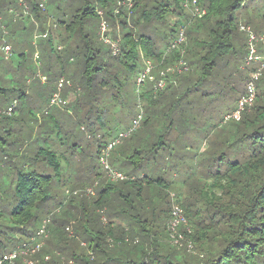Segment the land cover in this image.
<instances>
[{"label":"trees","instance_id":"trees-1","mask_svg":"<svg viewBox=\"0 0 264 264\" xmlns=\"http://www.w3.org/2000/svg\"><path fill=\"white\" fill-rule=\"evenodd\" d=\"M3 1L2 8L6 4L20 7L19 12L9 10L15 22L22 19L20 15H24L23 9L27 7L28 16L42 23L40 32L44 31L39 34L45 40L53 28L63 30L61 35L66 34L68 41L64 55L83 65L82 71L74 73L73 77H84L85 85L81 87L84 98L87 99L86 92L92 88L101 92L115 88L119 95L121 89L129 86L128 76L136 73L134 89L138 94L134 103L138 109H152V115L142 119L144 124L150 122L154 126L137 138L135 129L110 151V155L113 151L110 158L114 161L109 162L110 166L127 179L114 183L107 178L100 181L90 200L83 197L77 205L70 201L65 212L60 217L51 216L50 221L52 210L63 208L57 200L63 184L61 162L67 161L68 149L70 155L83 151L78 137L80 131L72 135L64 130L57 111L50 113V108L55 107L49 106L50 98L46 109L33 113V120L29 116L16 118L14 112L19 99L26 95L25 90H17V97L11 100L10 116L5 113L10 104L3 110L0 108V165L7 182L10 181L9 200L0 195V256L28 243L41 223L49 218L44 246L57 248L73 264H264V88L260 87L255 103L238 120L225 119L230 114L224 115L206 138L197 141L191 138L200 132L195 125L193 107L187 110L178 105L186 98L198 110V94L209 83L221 81L225 88L233 89L227 79L230 76L227 68L232 61L238 68L245 62L246 34L239 29L242 24L239 15L247 1L198 0L205 14L193 18L189 7L184 6L188 0H133L129 9L120 3L123 0H71L77 7L69 9L68 13L57 7L53 16L56 22L49 29H46L48 16L44 0ZM170 16H176V20L169 25ZM101 17L108 27H114V35L119 27V54L116 56L110 54V49L102 52V47L108 45L99 40L97 33ZM260 18L264 35V14ZM93 20L96 21L95 38L90 28ZM245 20V24L250 23L248 18ZM180 29H184L187 38L183 54L169 50ZM113 38L110 39L115 40ZM46 45L51 54L62 53V49L56 51L52 47L51 37L50 45ZM19 57L23 58L24 53ZM180 60L184 66L179 65L181 71L166 73V87L161 92L156 93L151 82L137 88L138 74L147 61L153 66L152 75L158 78L164 67L173 68ZM184 67L186 70L182 69ZM249 73L242 79L244 84ZM219 74L222 77L216 80ZM186 82L188 85L181 88V83ZM0 92L5 94L2 88ZM117 95H113L111 101L118 99ZM199 120L203 123L202 116ZM32 121L37 123L35 128ZM97 121L99 130L106 132L95 138V156H88L91 172L86 179L93 181L102 174L101 170L104 173L98 159L100 147L118 135V131L109 132L100 116ZM160 121L162 124L157 126ZM37 127L42 128L43 133L50 132V137L46 135L41 145L37 139L42 130H36ZM67 137L72 139L70 143L65 141ZM151 163L162 167L164 174L167 171L179 174V179L166 181L145 173L131 179L137 167L143 165L144 171ZM127 166L133 167L130 173H124ZM179 180V184L188 188L184 195L188 200L184 204L186 217L194 231L195 242L203 252L201 260L190 259L178 254L175 248L158 244L169 217V207H162L166 194L161 195L158 189L167 190ZM103 209L109 221L105 226L101 223ZM68 227L74 237L63 238ZM63 239L64 242H59ZM81 241L85 247L80 246ZM145 258H149L148 263L144 262ZM51 263L56 264L52 260Z\"/></svg>","mask_w":264,"mask_h":264},{"label":"rangeland","instance_id":"rangeland-1","mask_svg":"<svg viewBox=\"0 0 264 264\" xmlns=\"http://www.w3.org/2000/svg\"><path fill=\"white\" fill-rule=\"evenodd\" d=\"M10 1L12 3V0H8L7 2ZM246 1H247V6L245 7V9L241 11L239 15V22L242 23V25L248 26L251 29V31L263 35V33L261 32L262 20L260 18V15L264 14V0H246ZM44 2H45L44 6H46L45 8L46 14L48 16L46 29L47 28L49 29L51 25L53 26V22L54 23L56 22V19H54L53 16L57 10V7L60 6V8L61 9L63 8V11H65L66 13H68L69 9L77 7V3L71 0H44ZM3 3L4 1L0 0V88L5 90V94L0 92V108L3 110L9 104L12 105L11 100L17 97V95H15L16 91L19 89H23L25 90L26 95L23 98L19 99V104L15 109L14 115L16 118L21 117V119L22 118L26 119L29 116V118L32 119L33 113L35 114L37 112H41L43 109H46L48 107V100L53 90H55L57 80L63 77L64 79L68 80L70 83V85H66L61 91V97L67 101V105L65 107H58V108L52 107L50 108V113H54L55 111H57V113L59 114L57 115V117L61 119L60 123H63L64 130H66L68 133L74 135V134H79L80 131L79 134L80 136L78 137L81 138L79 140V143H81V147L83 148V151L81 152V154L75 153L73 155H70L71 152L70 149H68L67 161L61 162L63 166L61 172V174L63 175L62 176L63 184L61 183L59 187L57 200L58 202L62 203L60 206L63 208L59 209L58 207H55L52 210L53 212L50 215V221H51V216L57 215L60 217L65 212L67 208V204L70 201H72V204L77 205L79 203V200L83 197L90 200L91 197L86 195V189H93L95 193L96 188L98 187L100 181L106 180L105 173L102 172L101 168H100L101 170L100 172L102 174L98 178L94 179V181L86 179V176L91 172V168H89L90 166H89L88 156L89 155L95 156V147H94L95 138L100 136L101 133L103 134L104 132H106L99 130L98 125L96 124V122H98L97 116H100V120H102L103 123L106 124V126L109 129V132L115 133L118 131L119 134L126 132L129 129L130 125L132 124L131 120L138 113L140 119L139 117H137L138 115L134 119L137 122V127L134 132L137 138V136L144 135L147 130H152V126H154V124L151 125L150 122H148L147 124L143 123L144 119L152 115L150 113L152 109H149L148 107L147 109L142 107L139 109L136 108V105L134 103V98L138 94L137 92L138 90L134 89V81L137 76L135 75L136 73L130 74L128 76L129 86L125 90L124 89L120 90L122 94L120 93L119 95H117L116 94L117 90L115 88L105 89L102 92L99 91L98 88H92L91 91L86 92L87 99L84 98L83 97L84 91L81 88L84 87L85 85L84 84L85 79H83L84 77H81L79 79L73 77L74 73L77 74L78 72L82 71L83 65L80 63L79 60L76 62L73 59L70 60L68 58L69 56L66 57L64 55L67 49L66 46L68 44V41L66 40V37H64L66 36V34L61 35V33H63V30L60 28H56V29L53 28L51 32L49 31L48 37L50 35V37L52 38V47L56 51L57 48L62 49L61 51L62 53L57 52V54H53V53L51 54L50 48L46 45V44L50 45V37L46 40L42 38V36L39 34V33H43L44 31L43 30L42 32H40L41 31L40 29L42 28L40 26L42 23H40V21H34V19L28 16L29 14L27 7L23 9L24 15H20L22 19L18 18L16 19L15 22L13 21L12 16L9 13V10L12 9L19 12L21 11L20 7L18 5L14 7L15 6L14 4L13 5L6 4L4 8H2L1 6ZM23 6H27V4L26 5L23 4ZM42 14H45V12H43ZM246 18L249 19L250 23L245 24ZM175 20H176V16H170L168 20L169 21L168 24L169 25L170 23L173 24L172 22ZM95 23L96 21L93 20L90 26L91 34L92 36H94L93 38H95V33H96ZM2 28H4V30ZM37 28H38V33H37ZM108 29L109 32L107 34V38L110 39L112 36H114L115 38L113 39L119 40L120 38L119 37L120 35L118 36L119 27H117L115 35L112 31L114 29L112 25H109ZM97 33L100 38L101 37L100 25ZM99 40L102 41L101 38ZM186 42H187V38H186ZM4 43L9 45L12 51L11 56L7 60L3 58L1 53V47ZM257 47H258V54L264 57V44L259 42L257 44ZM108 49H109L108 47L107 48L102 47V52L107 53ZM20 53H24L23 58L19 57ZM36 53H38L39 59L37 61H34V55ZM110 54H112V52ZM21 60L22 62H20ZM258 66H259V62H251L247 64L246 62L243 61L241 66L239 67L240 68L239 70L238 65L235 63V61L230 62L227 68L230 76L227 79L228 81H230V86H232L233 89L225 88V86L223 85L224 82L221 81L219 82V84L218 82L214 84L209 83L212 85L208 84L207 87H205L202 90V93L199 92L198 94L197 97V101L199 103L197 105L198 110L195 109L194 104L185 100L186 98L182 99L183 101L180 100L181 102L179 101L180 102L178 104L179 107L181 108L183 107L184 109L186 108L187 110L188 108L193 107L195 111L194 114L195 125L196 127L198 126L199 128L198 130H200V132L197 135L191 136L193 141H197L198 139L201 138H206L209 132L214 127V125L219 123L220 119L224 115L232 113V111L237 106L238 98L244 93L245 90V84L242 80L243 77L248 75L250 70H253ZM167 68H171L173 70L180 69L179 64L177 63L174 64L173 68L171 66H166L163 69H167ZM63 71L64 74L61 75ZM262 75L263 76L256 82V96H258L261 88H264V71L262 72ZM221 77L222 76H220L219 74V76H217V78L215 79L218 80V78L220 79ZM188 82L189 84H191L193 80ZM188 82L184 84L181 83L180 87L185 88L188 85ZM257 85L259 86V89L257 88ZM124 87L125 86H123V88ZM161 91L162 90L156 89V93H159ZM113 95L115 96L117 95V97L119 98L118 99L115 98L114 101H111ZM98 112L100 115L97 114ZM200 116H202L203 119V123L201 124L199 120ZM31 124L33 125L34 128L35 125H37V123L33 121L31 122ZM161 124L162 122L160 121L157 126H160ZM38 129L39 131L42 130L38 135V139H37V142L40 143L39 145H41L46 135L50 137V132L47 131V133H43L44 130L42 128L37 127L36 130ZM35 134H33L31 142L34 141ZM65 141L70 143L72 139H69L67 137ZM108 142H111V140ZM115 151H118V147L115 149ZM112 153L113 151L111 152V155ZM111 155H109L108 157V162L111 163L112 160V163H114L113 159L110 158ZM1 167L2 166L0 165V173H1L0 195H2L5 199L9 200L8 187L10 181L7 182V175L4 174V168ZM132 169H133L132 166L125 167L124 173H130ZM142 173H145L148 177H153V178L162 177L166 181L170 180L176 182L179 179V174L170 173L169 171H167L164 174L162 172V167H158L154 163H151L147 168H144V171H143V165L142 167L140 166L137 167V171L134 173L135 176L132 177L131 179L133 180L138 178L139 176H141ZM179 182L180 180L178 181V183L175 184L173 183V185L167 188V190L166 189L160 190L158 188H153V189L156 190L158 189L159 191H161L160 192L161 195L166 194V202L163 203L162 206L163 208L169 207L168 210L170 212V207L172 203H176L182 209L183 216L187 221L188 229L191 231V233L188 234L185 227L181 228V232H184L186 238L193 243L194 245L193 251L189 253L184 249H181L177 246L175 247L170 242L167 233V223L169 217L165 222L162 236L158 237V239L160 240L158 244H166V246L168 247H171L173 249L175 248L177 249L175 251L178 254H181L182 256L185 255V257H188L190 259L196 257L197 260H201L203 258V252L200 251V249L197 246V243L195 242L194 231L189 226L186 217L187 211L184 204L188 202V200H186L185 197L186 196L185 194L188 192V188L186 185L179 184ZM173 186H175L176 188L175 189L172 188ZM179 188H181V190H179ZM177 189L179 190V193ZM66 190H68L69 192L67 193ZM150 195H152V192ZM144 198H148V197L144 196ZM100 214H101L102 226H105L109 222L108 218L105 217L104 215L105 210L104 209L101 210ZM111 221H113V224L116 225L119 224V221L116 220H111ZM68 229L69 231L67 232V235L64 234L63 238L69 239L71 237H74V233L72 232V230H70V227H68ZM52 237L53 236L50 235V240H52ZM75 238L79 239L77 237ZM151 240H154V238H152ZM64 241L65 239L59 242L62 243ZM44 242L40 251L33 254L30 257V260L33 261V264H46L44 261L45 257H49V264H52L51 260L56 262V264H61V263L73 264L70 258L64 257L62 253L58 252L59 250L57 248L53 249L51 248V246H47L46 244L44 246ZM135 242L137 241L135 240ZM78 243L79 241L77 240L76 244ZM87 244H89V242H87ZM80 246L85 247V244H83V242L81 241ZM43 249L44 251L42 252ZM81 250L84 251L83 249ZM151 251L153 252L152 248L150 252ZM90 256L92 257L94 256V254L91 252ZM148 261L149 258L144 259L145 263H148Z\"/></svg>","mask_w":264,"mask_h":264},{"label":"built area","instance_id":"built-area-1","mask_svg":"<svg viewBox=\"0 0 264 264\" xmlns=\"http://www.w3.org/2000/svg\"><path fill=\"white\" fill-rule=\"evenodd\" d=\"M133 0H123L120 2L121 4H124L127 9H129L132 5ZM185 7H189L191 11L192 17H201L205 14V9L201 8L199 5L198 0H188ZM100 35L101 40L104 42V44L108 45L110 51L112 52L113 56H116L119 54V41L118 40H111L107 38V35L105 33L108 31V26L106 21L103 19V17L100 18ZM239 29L246 34V56H245V62L247 64L251 62H259V66L253 69L249 73V78L245 83V90L244 93L239 97L237 101L236 108L232 111V113L225 117V119L228 118H234L238 120L240 118V115L246 111L248 108H250L256 100V82L261 77L262 72L264 71V57L260 56L258 54V47L257 44L259 42L264 44V36H257L251 29L246 26L240 24ZM186 41L184 29H180L178 32L177 38L173 41V43L170 45V49L176 50L179 53L184 52V43ZM11 47L7 44H3L1 47V53L5 60H7L11 56ZM39 59L38 53L34 55V61H37ZM180 66H184V62L182 60L179 61ZM152 69L153 66L150 62L145 63V68L142 72L138 74L137 77V88L141 87L146 82L153 83V88L157 90H163L165 87V75L167 72H173L174 70L171 68H167L159 73V77L155 78L152 75ZM183 70H186V68H182ZM178 71H181L180 69H177ZM66 85H70L69 81L61 77L59 80H57L55 91L51 94L49 106H55V107H65L67 105V101L61 97V91ZM15 104V103H14ZM13 110V105L9 106L5 113L10 115ZM137 117L140 116L138 115ZM137 122L136 120H133L131 127L123 133H119L117 137L100 147L99 150V163L105 173L106 178L110 182H119L127 179L128 177L124 175L123 173H120L119 171L113 169L109 162L108 157L110 155V151L118 145L120 142H122L123 139L128 138L131 133L136 129ZM93 189H86V195L91 197L94 196ZM49 222V218L45 219L39 229L36 232V235L34 238L30 239L28 243L22 244L20 247H18L16 250H13L9 253H6L2 256H0V264H33V261L30 260V257L39 252L40 249L43 246L44 239L47 237V224ZM185 227L187 230V233L190 234L191 231L188 229L187 221L183 216L182 209L176 204L172 203L170 207L169 212V219L167 223V233L170 239V242L176 247H179L181 249L186 250L187 252L191 253L193 251L194 245L193 243L188 240L184 234V232H181V228ZM44 261L46 264H49V257H45Z\"/></svg>","mask_w":264,"mask_h":264},{"label":"crops","instance_id":"crops-1","mask_svg":"<svg viewBox=\"0 0 264 264\" xmlns=\"http://www.w3.org/2000/svg\"><path fill=\"white\" fill-rule=\"evenodd\" d=\"M6 33V32H5Z\"/></svg>","mask_w":264,"mask_h":264}]
</instances>
